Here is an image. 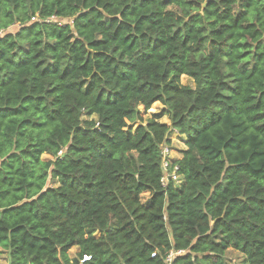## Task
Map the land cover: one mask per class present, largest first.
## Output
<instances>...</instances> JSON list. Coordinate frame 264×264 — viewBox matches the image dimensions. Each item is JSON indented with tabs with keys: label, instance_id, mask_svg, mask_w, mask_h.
Returning <instances> with one entry per match:
<instances>
[{
	"label": "trees",
	"instance_id": "16d2710c",
	"mask_svg": "<svg viewBox=\"0 0 264 264\" xmlns=\"http://www.w3.org/2000/svg\"><path fill=\"white\" fill-rule=\"evenodd\" d=\"M229 248L264 264V0H0L7 264H229Z\"/></svg>",
	"mask_w": 264,
	"mask_h": 264
},
{
	"label": "rangeland",
	"instance_id": "374dc122",
	"mask_svg": "<svg viewBox=\"0 0 264 264\" xmlns=\"http://www.w3.org/2000/svg\"><path fill=\"white\" fill-rule=\"evenodd\" d=\"M51 21L58 23V24H64L66 22H70L67 19L61 18V17H51L50 18ZM17 29V26H12L10 27L8 30L9 31H14ZM180 81L183 84H188L191 86H194V82L193 80L188 77L187 75H182L180 77ZM141 108V107H140ZM164 108V106L160 103V102H155L151 105L150 109L148 110V112L143 115V122L142 124H145L146 121H148L151 118V113H162V109ZM161 122H169L168 117L166 114H164L161 118H160ZM139 124L138 121L129 123L130 127L132 128V130H134L136 128V126ZM169 137L171 138V156L172 159L177 158V156H181V150L185 149L184 146V140L183 138L181 139L180 136H178L177 132H173L169 135ZM184 144V145H183ZM42 159H49L50 156L49 154H43ZM57 183L55 182L54 185H56ZM148 198V192H143L141 194V202L144 203L145 200ZM78 251V247L77 246H73L69 249L68 254L70 255L71 258H73L76 254V252ZM225 257L228 261L229 264H246L243 262V254L235 249L229 248L225 251ZM0 264H7V255L6 254H2L0 255Z\"/></svg>",
	"mask_w": 264,
	"mask_h": 264
},
{
	"label": "built area",
	"instance_id": "2783aa9c",
	"mask_svg": "<svg viewBox=\"0 0 264 264\" xmlns=\"http://www.w3.org/2000/svg\"><path fill=\"white\" fill-rule=\"evenodd\" d=\"M161 166H162V171H163V176L161 178L163 186H167L169 183V180H173L176 183L179 182L178 178L179 176L177 175V170L178 166L173 165V159L171 156V146L168 144L164 143L161 146ZM154 255V254H153ZM174 256L173 252H170L166 259H165V264H171L172 257ZM91 259V256L88 254H83L82 258L80 259V263H83L85 261H88Z\"/></svg>",
	"mask_w": 264,
	"mask_h": 264
},
{
	"label": "crops",
	"instance_id": "0c3cea01",
	"mask_svg": "<svg viewBox=\"0 0 264 264\" xmlns=\"http://www.w3.org/2000/svg\"><path fill=\"white\" fill-rule=\"evenodd\" d=\"M184 145V144H183ZM184 148H186V146H184ZM177 157H180V156H177Z\"/></svg>",
	"mask_w": 264,
	"mask_h": 264
}]
</instances>
